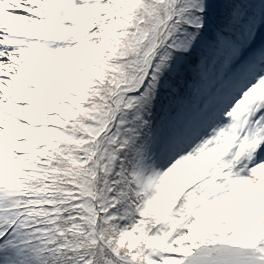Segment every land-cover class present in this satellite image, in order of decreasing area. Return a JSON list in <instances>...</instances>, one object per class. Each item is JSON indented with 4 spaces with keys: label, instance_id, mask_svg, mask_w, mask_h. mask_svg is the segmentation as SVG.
Instances as JSON below:
<instances>
[{
    "label": "snow or ice",
    "instance_id": "snow-or-ice-1",
    "mask_svg": "<svg viewBox=\"0 0 264 264\" xmlns=\"http://www.w3.org/2000/svg\"><path fill=\"white\" fill-rule=\"evenodd\" d=\"M0 264H264V0H0Z\"/></svg>",
    "mask_w": 264,
    "mask_h": 264
}]
</instances>
